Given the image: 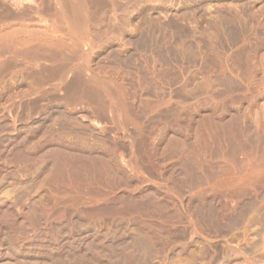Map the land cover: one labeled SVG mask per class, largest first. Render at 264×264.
<instances>
[{
	"label": "bare ground",
	"instance_id": "obj_1",
	"mask_svg": "<svg viewBox=\"0 0 264 264\" xmlns=\"http://www.w3.org/2000/svg\"><path fill=\"white\" fill-rule=\"evenodd\" d=\"M262 127L264 0H0V264H264Z\"/></svg>",
	"mask_w": 264,
	"mask_h": 264
},
{
	"label": "rangeland",
	"instance_id": "obj_2",
	"mask_svg": "<svg viewBox=\"0 0 264 264\" xmlns=\"http://www.w3.org/2000/svg\"><path fill=\"white\" fill-rule=\"evenodd\" d=\"M262 131H264V127H262ZM263 138H264V132L262 133V136H261V138H260V151H261L260 153H261V154H262V152L264 153V150L261 149V146H262V148H264V147H263L264 144L261 142V141H263ZM263 142H264V141H263ZM262 144H263V145H262ZM262 155H263V154H262Z\"/></svg>",
	"mask_w": 264,
	"mask_h": 264
}]
</instances>
